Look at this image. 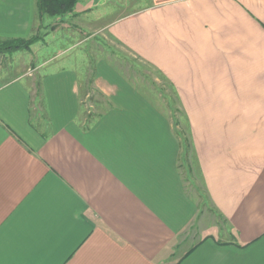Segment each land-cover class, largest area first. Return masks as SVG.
Listing matches in <instances>:
<instances>
[{"label":"crops","instance_id":"crops-1","mask_svg":"<svg viewBox=\"0 0 264 264\" xmlns=\"http://www.w3.org/2000/svg\"><path fill=\"white\" fill-rule=\"evenodd\" d=\"M105 1L120 11L105 36L180 112L115 58L91 64L66 30L12 52L0 264H264V0ZM48 17L37 0H0V39H28Z\"/></svg>","mask_w":264,"mask_h":264},{"label":"rangeland","instance_id":"rangeland-1","mask_svg":"<svg viewBox=\"0 0 264 264\" xmlns=\"http://www.w3.org/2000/svg\"><path fill=\"white\" fill-rule=\"evenodd\" d=\"M79 1L78 5L79 3L86 4V2H90V5L84 6L85 8L81 7L83 10L78 9L76 11V8H74L71 12H68L63 16L48 17V20L44 21V23L47 24H43V32L39 31L38 33L44 36L45 29H60L59 31L63 30L62 32H65L64 30H66L67 32L72 33L74 37L78 39L83 38L84 41H87L85 44L88 48L91 64H95L97 56L115 58V60L125 68V71L129 75L143 80L147 82L149 86L154 87L155 92L165 99L166 104H168L167 107L170 108L172 113H174L175 115L179 114L180 111L176 103L174 102L175 98L172 95V91L167 87V84L162 79L157 78L158 75L156 74V72L146 63L131 55L121 45L108 39L105 36L104 30H101V28L107 22H109L112 18L117 15V13L120 12L117 9L118 5L106 2L105 0ZM58 41L62 40L58 39ZM62 43L66 44V46L73 44V42H71L70 39L67 38L65 41L59 42L57 48H60ZM11 54L12 52L9 51H0V64L6 63V61L11 57ZM90 76L91 70L89 72L88 77ZM96 96V93L91 92V97ZM187 129L188 128L186 126V123L181 121V136L182 138H184L185 135L186 140L189 141L187 137V132H185ZM186 145L189 146L188 144ZM184 163V171L187 173V176H189L188 165L186 164V162ZM204 208L203 214H208V207H206L205 209ZM196 229H199L197 225Z\"/></svg>","mask_w":264,"mask_h":264},{"label":"trees","instance_id":"trees-1","mask_svg":"<svg viewBox=\"0 0 264 264\" xmlns=\"http://www.w3.org/2000/svg\"><path fill=\"white\" fill-rule=\"evenodd\" d=\"M79 0H37L40 16H63L71 12ZM42 35L36 33L28 39H0V51L14 52L19 49L28 48L33 42L41 39Z\"/></svg>","mask_w":264,"mask_h":264}]
</instances>
